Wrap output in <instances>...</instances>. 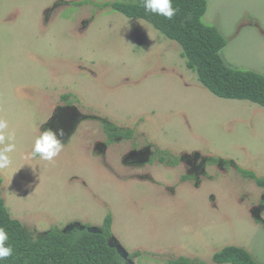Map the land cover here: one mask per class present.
I'll return each mask as SVG.
<instances>
[{
  "label": "rangeland",
  "instance_id": "rangeland-1",
  "mask_svg": "<svg viewBox=\"0 0 264 264\" xmlns=\"http://www.w3.org/2000/svg\"><path fill=\"white\" fill-rule=\"evenodd\" d=\"M113 1L0 0L8 211L34 237L98 228L110 213V243L140 252L131 264H218L227 245L264 263V187L242 174L264 177V106L215 95L180 43L104 5ZM204 21L225 36L230 65L264 73V0H208ZM58 128L60 155L29 158L40 132Z\"/></svg>",
  "mask_w": 264,
  "mask_h": 264
},
{
  "label": "trees",
  "instance_id": "trees-1",
  "mask_svg": "<svg viewBox=\"0 0 264 264\" xmlns=\"http://www.w3.org/2000/svg\"><path fill=\"white\" fill-rule=\"evenodd\" d=\"M113 11L127 17L142 18L166 37L181 44L187 67L200 82L219 97L246 99L264 106V73L253 69L234 67L223 57L227 40L216 25L204 21L208 0H174L178 12L167 20L146 12L143 0H115L104 3ZM109 130L111 125L106 124ZM116 128L111 136L130 137L132 130ZM164 159V158H162ZM264 187V177L242 170ZM0 179V227L9 235L13 255L2 264H131L139 251L123 255L110 243L113 217L109 213L103 224L93 228L89 223L71 222L68 228L51 227L44 235L34 237L32 232L11 216L2 195ZM212 260L218 264H264L258 262L244 247L227 245L216 251ZM166 264H207L203 260L179 256Z\"/></svg>",
  "mask_w": 264,
  "mask_h": 264
},
{
  "label": "clouds",
  "instance_id": "clouds-1",
  "mask_svg": "<svg viewBox=\"0 0 264 264\" xmlns=\"http://www.w3.org/2000/svg\"><path fill=\"white\" fill-rule=\"evenodd\" d=\"M174 0H143V7L146 12L162 16L167 20H172L176 16L178 9L173 6ZM8 129L7 120L0 119V170H6L12 165L9 153L15 150L13 135H6ZM65 136L63 128L47 129L40 132L35 139L29 158H39L43 161L52 162L64 149ZM7 141V142H6ZM9 235L5 228L0 227V264L13 255V247L8 243Z\"/></svg>",
  "mask_w": 264,
  "mask_h": 264
},
{
  "label": "flooded vegetation",
  "instance_id": "flooded-vegetation-1",
  "mask_svg": "<svg viewBox=\"0 0 264 264\" xmlns=\"http://www.w3.org/2000/svg\"><path fill=\"white\" fill-rule=\"evenodd\" d=\"M132 133H133V131H132ZM107 135H109V134L107 133ZM131 137H132V136H131ZM160 158H161V157H160ZM162 158H164V159H162ZM162 158H161V160H165V159H166L165 157H162ZM171 162H172V161H171Z\"/></svg>",
  "mask_w": 264,
  "mask_h": 264
}]
</instances>
